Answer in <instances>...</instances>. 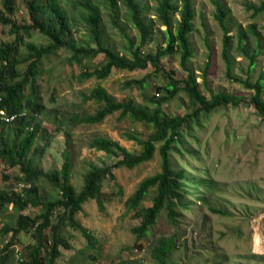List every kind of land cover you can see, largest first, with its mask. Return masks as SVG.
Instances as JSON below:
<instances>
[{
	"label": "rangeland",
	"instance_id": "1",
	"mask_svg": "<svg viewBox=\"0 0 264 264\" xmlns=\"http://www.w3.org/2000/svg\"><path fill=\"white\" fill-rule=\"evenodd\" d=\"M213 1L195 0L197 16L191 34L194 56L188 66L195 73L205 96L210 98L217 92H226L234 94L240 104L202 114L200 123L192 121L182 127L183 144L171 153V157L175 171L180 170L189 180L185 185L184 199L191 208L181 210L177 205L181 215L176 222L169 218L167 210H163L156 224L139 241L133 233V228L141 223L139 210L152 206L157 189H150L136 211L128 210L126 201L145 178L161 171L158 145L153 159L134 168H112L113 176H108L101 183L108 197L105 211L101 212L96 200L91 199L76 215L77 221L88 230L92 239L89 240L78 229L63 226L60 231L70 248H61L62 255L56 264H157L151 255L152 249L159 240L171 236L176 237L178 242L171 255L177 264H264V115L250 102L254 91L237 81L250 79L255 82L261 75L264 77V13L254 16L253 11L248 9V5H258L262 0H220L231 11L230 35L235 37L231 76H228L222 55L224 35L215 18ZM143 2L147 6V16L154 24L156 38L146 45L144 52L154 53L157 42L163 38L158 29L165 30V26L159 23L155 12L158 0ZM102 9L109 29V44L122 55L127 53L126 40L109 22L106 7ZM2 12L4 5L0 0ZM11 17L18 24L30 22L26 0H15V12ZM121 18L122 24L138 42L139 32L128 20L124 9ZM74 24L75 42L95 46L83 22L76 20ZM251 24H255L259 32L261 52L255 68L250 72V61L238 49L236 35L239 25L248 29ZM15 39L9 27L0 23V46L11 44ZM252 40V49H255L254 37ZM24 41L37 45L48 43V39L37 31L30 36L25 35ZM19 50L21 57L28 55L25 44L21 43ZM70 56V51L61 49L44 57L39 74L27 87V94L31 96V102L38 99L43 105L37 117L32 109L29 110V121L41 124L36 146L41 148L48 143L45 153L40 155L39 152L36 156V162L45 172H52L62 168L65 154H68L72 164L71 182L79 192L91 164L112 166L123 157L122 153L115 156L91 148L93 138L108 137L127 150L140 153L142 146L130 140L128 134L135 133L141 139H147L154 132L151 124L136 121L132 116L121 118L120 112L96 124L74 123L73 118L82 120L95 114L102 105L94 99L84 100L85 94L102 85L117 101L132 100L135 104L153 107L148 99L166 94V72H174L175 77L184 78L187 71L181 65L180 55H171L160 60L159 66L163 70L149 65L146 69L134 71L114 69L106 79L95 76L81 79L82 72L95 70L105 56L100 53L97 57L85 58L81 63H72ZM208 62L210 66L207 70ZM26 66H20L21 74L26 71ZM24 77L21 75L19 79ZM130 80H142L145 86L133 84L129 87L127 83ZM163 109L169 115L183 116L192 113L194 106L189 96L180 91L163 104ZM20 174L18 167L0 164V193L11 195L20 192L22 183L17 178ZM40 185L43 197L60 196L46 178H41ZM42 211L41 206H28L15 211L12 204H7L0 209V229L17 226L19 215L37 218ZM34 233L33 227L20 231L5 264H18V257L22 254L25 260L29 258V251L36 243ZM49 233L47 229L46 234ZM11 235L0 233V258Z\"/></svg>",
	"mask_w": 264,
	"mask_h": 264
},
{
	"label": "trees",
	"instance_id": "2",
	"mask_svg": "<svg viewBox=\"0 0 264 264\" xmlns=\"http://www.w3.org/2000/svg\"><path fill=\"white\" fill-rule=\"evenodd\" d=\"M4 12L0 13V23L8 26L10 33L16 36L13 43L0 46V110L10 113H18L30 109L33 115L38 114L43 105L38 99L30 101L27 87L39 74L40 64L44 57L58 53L61 49L71 52L70 61L81 63L85 58L97 57L103 53L105 60L93 71H84L81 79L91 78L106 79L114 69L134 71L146 69L149 65L156 70H163L159 66L162 58L171 55H180L181 65L187 71L184 78L175 77L174 72H166V94L162 97L149 98L153 107L135 104L132 100L117 101L107 89L99 85L90 94H85L84 100L91 99L102 105L95 114L80 120L73 118L74 123L96 124L102 122L107 116L120 112V117L132 116L136 121L151 124L154 132L147 139H141L135 133H129L128 138L142 146L140 153H134L123 147L118 141L108 137L98 136L91 140L90 147L105 151L112 155L122 153L123 157L112 166L99 167L90 165V169L84 175V186L77 192L71 182V161L65 154V162L60 170L45 172L36 162V156L40 152L43 155L46 147L36 146L40 123H32L29 117H23L13 123L0 121V164L20 170L18 181L24 186L20 192L11 195L0 193V209L7 204H12L15 211L24 210L28 206H41L43 211L37 218L19 215L17 226H6L0 229V233L7 235L12 233L10 240L3 247L0 264H5L9 257L11 247L21 230L33 227L35 229L36 243L29 251V258L25 260L23 254L22 264H56L61 257V248H70L68 241L62 236L61 228L71 226L78 229L89 240L91 234L76 219L78 212L83 210V204L93 199L96 200L99 210L104 212L108 197L102 190L101 183L108 176H113L112 168H134L144 162L153 159L158 145L162 160V169L153 176L145 178L126 201L130 211H136L138 206L146 199L151 188L157 189V194L150 207L139 210L142 218L140 225L133 228L137 240L144 238L150 228L157 222L163 210H167L170 219L177 221L182 209H190L191 205L184 199L185 185H188L182 172L175 171L171 153L177 151L183 144L182 127L188 126L192 121L200 123L202 114H210L220 107L239 105L240 100L234 94L217 92L210 98L203 93L200 83L193 70L188 66L194 56L191 44V34L194 30V20L197 16L195 0H158L155 8L157 19L165 30L158 29L163 36L156 44V52L146 53V45L155 40L154 24L149 20L147 6L143 0H26L30 22L16 23L11 15L15 12V0H2ZM216 7L215 18L223 31V58L227 65L228 76L232 70V49L234 36L230 35L231 11L220 1H213ZM105 6L108 10L109 22L117 28L127 42L125 50L121 54L109 44V29L105 21ZM126 11L128 20L135 30L139 32V41L132 37L126 26L122 24L121 12ZM253 15L264 13V0L258 5H248ZM81 21L92 35L95 46L78 45L73 37L75 21ZM241 25V24H240ZM239 25L237 32L238 49L250 61V72L256 66V59L261 52L259 46V32L256 25L251 24L248 29ZM37 31L48 39L47 44L37 45L33 42H25L24 36H30ZM252 37H254L255 49H252ZM23 43L28 51L26 57H21L19 45ZM27 64L26 71L21 74L20 66ZM210 63H207V70ZM21 75L25 77L19 79ZM247 89L254 91L250 102L257 111L264 115V77L261 75L255 82L250 79L237 80ZM133 84L145 86V82L129 81ZM185 92L194 106V111L188 115H169L163 109V104ZM33 97V96H32ZM30 113V112H29ZM33 116V118H34ZM36 118V117H35ZM44 139V136H42ZM46 140V139H45ZM41 178H46L60 193V196L43 197L41 194ZM30 184V186H28ZM58 209V212H55ZM40 220V221H39ZM49 229V235L46 230ZM178 247L176 237L162 238L152 249V258L157 264H177L171 255Z\"/></svg>",
	"mask_w": 264,
	"mask_h": 264
},
{
	"label": "built area",
	"instance_id": "3",
	"mask_svg": "<svg viewBox=\"0 0 264 264\" xmlns=\"http://www.w3.org/2000/svg\"><path fill=\"white\" fill-rule=\"evenodd\" d=\"M28 115H29V113L25 109L18 112V113H10L7 110H0V121H3L5 123L9 124V123H13V122L17 121L20 118L28 117ZM35 116L37 117L38 114H35ZM33 125L34 124L29 126L30 130L33 129ZM23 186H24V184H22V187ZM28 186H30V184ZM18 259H19L18 264H22L23 259H21L20 257H18Z\"/></svg>",
	"mask_w": 264,
	"mask_h": 264
},
{
	"label": "clouds",
	"instance_id": "4",
	"mask_svg": "<svg viewBox=\"0 0 264 264\" xmlns=\"http://www.w3.org/2000/svg\"><path fill=\"white\" fill-rule=\"evenodd\" d=\"M29 113V112H28ZM28 117H29V115H28ZM32 124H34V123H32Z\"/></svg>",
	"mask_w": 264,
	"mask_h": 264
}]
</instances>
